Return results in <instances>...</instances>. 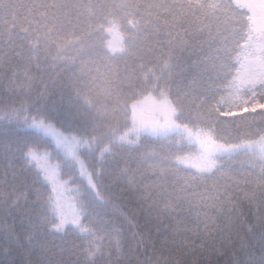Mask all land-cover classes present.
I'll return each mask as SVG.
<instances>
[{
	"label": "snow or ice",
	"instance_id": "1",
	"mask_svg": "<svg viewBox=\"0 0 264 264\" xmlns=\"http://www.w3.org/2000/svg\"><path fill=\"white\" fill-rule=\"evenodd\" d=\"M158 7L168 31L163 63L170 70L177 52L197 58L175 97L133 133L114 131L99 145L94 125L47 105L46 85L23 104L0 103V264H132L126 241L143 249L161 227L207 243L206 260L230 249L225 264H264L256 225L241 220L248 238L233 247L241 203L264 206V21L248 15L250 0ZM42 30L29 31L30 46ZM173 78L169 71V94ZM13 209L18 225L8 219Z\"/></svg>",
	"mask_w": 264,
	"mask_h": 264
},
{
	"label": "trees",
	"instance_id": "2",
	"mask_svg": "<svg viewBox=\"0 0 264 264\" xmlns=\"http://www.w3.org/2000/svg\"><path fill=\"white\" fill-rule=\"evenodd\" d=\"M171 2L0 0V103L23 104L46 85L51 93L47 105L55 107L66 121L90 128L94 125L99 145L112 139L114 131L133 133L137 129L133 113H153L162 100L175 97L179 77L193 73L195 53L177 52L180 58L173 60L170 70L163 63L168 31L161 19L164 10L158 6ZM250 3L248 15L255 20L252 0ZM42 25L39 44L30 46L29 31L35 32ZM33 47L38 48V56ZM169 71L174 77L170 94L165 91ZM124 150L133 154L140 151ZM4 191H10V187ZM8 219L18 225L20 214L13 209ZM241 220L256 225V232L264 230V206L241 203L233 224V232L238 234L233 237V247L238 246L240 235L248 238ZM218 223L223 224L224 217H219ZM150 233L153 243L143 249L132 240L126 241L125 259L132 264L137 257L144 264H192L193 256L199 255L198 264H225L226 258H232L231 250L225 249L226 256L213 252L206 260L209 245L201 248L200 239L191 232L176 235L161 227L160 232L150 229Z\"/></svg>",
	"mask_w": 264,
	"mask_h": 264
},
{
	"label": "rangeland",
	"instance_id": "3",
	"mask_svg": "<svg viewBox=\"0 0 264 264\" xmlns=\"http://www.w3.org/2000/svg\"><path fill=\"white\" fill-rule=\"evenodd\" d=\"M254 3V7L253 9H255L254 12V18L256 21V25L259 27L262 23V12H264V8H262L260 6V0H253ZM159 109L155 110L153 113L150 114H143V113H133V123L135 125V127H139L142 123L146 124L151 122L159 113Z\"/></svg>",
	"mask_w": 264,
	"mask_h": 264
}]
</instances>
